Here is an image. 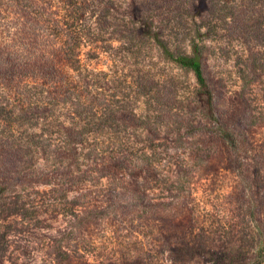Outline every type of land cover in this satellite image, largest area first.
<instances>
[{"label": "rangeland", "instance_id": "rangeland-1", "mask_svg": "<svg viewBox=\"0 0 264 264\" xmlns=\"http://www.w3.org/2000/svg\"><path fill=\"white\" fill-rule=\"evenodd\" d=\"M241 30L219 24L203 61L221 123L243 140L241 162L218 137L179 127L204 123L187 108L192 75L158 65L176 84L163 104L167 128L147 133L132 121L115 133L134 150L104 149L70 170L52 169V144L24 155L31 177L0 196V264H264V43ZM171 44L189 50L187 39ZM112 62L107 52L92 66ZM145 145L154 154L135 172Z\"/></svg>", "mask_w": 264, "mask_h": 264}, {"label": "trees", "instance_id": "trees-1", "mask_svg": "<svg viewBox=\"0 0 264 264\" xmlns=\"http://www.w3.org/2000/svg\"><path fill=\"white\" fill-rule=\"evenodd\" d=\"M221 23L264 43V0H0V196L29 180L22 161L32 151L52 144V169L70 170L73 162L90 166L104 149L114 157L134 150L129 136L115 133L132 121L143 120L147 133L167 128L163 104L176 84L157 67L164 63L192 75L187 108L204 121L179 127L218 137L241 162L243 140L221 123L204 69L207 37ZM178 38L188 52L171 47ZM107 52L106 71L93 67ZM153 154L142 153L135 172Z\"/></svg>", "mask_w": 264, "mask_h": 264}]
</instances>
